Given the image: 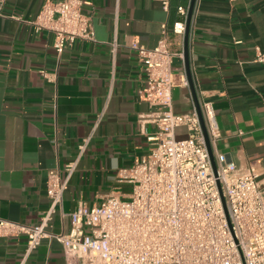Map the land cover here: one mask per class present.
Masks as SVG:
<instances>
[{
    "label": "crops",
    "instance_id": "1",
    "mask_svg": "<svg viewBox=\"0 0 264 264\" xmlns=\"http://www.w3.org/2000/svg\"><path fill=\"white\" fill-rule=\"evenodd\" d=\"M45 0H5L0 15V217L37 223L50 203L49 169L79 153L89 137L64 194L63 210L80 201L101 203L112 191L127 194L130 182L118 178L153 146L156 125L141 121L152 110L142 98L146 70L127 45L155 46L162 26L169 44L184 47V34L172 31L179 5L191 0H83L92 14L95 40L77 38L60 54L54 34L31 22ZM119 46L112 52L111 41ZM264 0H196L189 34L191 72L200 104L210 100L222 135L213 149L245 167L264 168ZM174 69L186 75L185 61ZM42 70H45L43 72ZM196 107L191 86L173 88V109ZM186 136V127L177 128ZM65 176V171L62 172ZM71 217L61 209L50 229L67 231ZM0 264H66L62 243L52 238L27 253V235H0Z\"/></svg>",
    "mask_w": 264,
    "mask_h": 264
},
{
    "label": "built area",
    "instance_id": "2",
    "mask_svg": "<svg viewBox=\"0 0 264 264\" xmlns=\"http://www.w3.org/2000/svg\"><path fill=\"white\" fill-rule=\"evenodd\" d=\"M4 1L0 0V15H5ZM159 1L169 8L170 0ZM188 9L178 6L173 32L185 33ZM31 22L37 30L54 34L60 54L77 38L96 39L92 14L83 10V0H45ZM110 44L116 53L119 43ZM127 46L137 52L146 70L141 95L152 110L141 114V121L156 125L148 134L153 143L149 153L118 170L120 180L132 183L131 191H112L98 205L80 201L74 210H63L68 180L89 141L84 138L78 155L63 169H49L50 203L40 221L0 217V235L26 234L27 253L44 238H54L62 243L66 264H264V168L254 160L242 167L226 153L216 152L215 173L196 107L187 112L173 109V88L187 79L174 69L175 57L184 60V47L170 46L166 24L155 46L136 39ZM255 60L264 61V53ZM201 108L214 149L221 125L212 101L203 100ZM181 126L186 136L177 134ZM58 209L71 217L67 231L50 229Z\"/></svg>",
    "mask_w": 264,
    "mask_h": 264
},
{
    "label": "water",
    "instance_id": "3",
    "mask_svg": "<svg viewBox=\"0 0 264 264\" xmlns=\"http://www.w3.org/2000/svg\"><path fill=\"white\" fill-rule=\"evenodd\" d=\"M195 3H196V0H191L190 5H189V9H188V16H187V21H186V30H185V35H184V61H185L187 79H188L189 84L191 86V90H192L194 100H195L196 109L198 111V114H199V117L201 120L203 132H204V136H205V141H206L207 148H208V151L210 154L213 169L216 173L217 172V164H216V159H215V153H214V150H213L210 138H209V134L207 132V128H206L205 120L203 117L201 104L199 102V98H198V95L196 92V88H195V84H194V80H193V76H192V72H191L190 59H189V34H190V28H191V22H192V16H193L194 8H195Z\"/></svg>",
    "mask_w": 264,
    "mask_h": 264
},
{
    "label": "rangeland",
    "instance_id": "4",
    "mask_svg": "<svg viewBox=\"0 0 264 264\" xmlns=\"http://www.w3.org/2000/svg\"><path fill=\"white\" fill-rule=\"evenodd\" d=\"M130 189H132V183H130Z\"/></svg>",
    "mask_w": 264,
    "mask_h": 264
}]
</instances>
